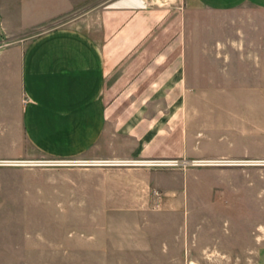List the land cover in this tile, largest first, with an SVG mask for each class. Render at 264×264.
<instances>
[{"label":"crops","instance_id":"obj_1","mask_svg":"<svg viewBox=\"0 0 264 264\" xmlns=\"http://www.w3.org/2000/svg\"><path fill=\"white\" fill-rule=\"evenodd\" d=\"M43 158L76 163H10ZM172 158L234 161L138 163ZM262 159L264 0H0V251L26 257L56 214L61 256L242 250L264 264V223L206 210L264 202V163H237ZM118 227L128 245L113 249Z\"/></svg>","mask_w":264,"mask_h":264},{"label":"rangeland","instance_id":"obj_2","mask_svg":"<svg viewBox=\"0 0 264 264\" xmlns=\"http://www.w3.org/2000/svg\"><path fill=\"white\" fill-rule=\"evenodd\" d=\"M115 0H111V3ZM157 0H154L156 2ZM170 3L180 4L181 0H169ZM45 159V160H44ZM16 161V160H15ZM42 161H47L46 158H43ZM231 161V160H230ZM234 161V160H232ZM264 163V159L262 160H239L237 163ZM261 177H263L261 175ZM239 179L243 180L244 177H240ZM207 214L211 217L216 218L221 215H233V214H254L255 220L258 223L257 227L261 226L264 223V202H249L248 200L242 198H233L229 202H224L223 199L214 198L212 201L206 204ZM86 214H76L74 223L76 225L75 229L78 231H85L86 226L83 225L86 221L84 217ZM55 217L56 214H47V231L45 230L43 224L41 227L40 224V216L39 214H33V231L37 233L42 230L43 233L47 232V242H43L41 244H35V248L31 252L26 253V257L23 252H8V251H0V264H99L103 262L98 257L97 252H89L88 250H79L69 253H64V256H61L59 252L57 253L55 250ZM70 220L65 219V224ZM208 227L219 226V224L212 222V220L207 219ZM42 223H44V219H42ZM243 223V224H242ZM223 226L232 228V224H223ZM240 226V225H239ZM246 229L248 225H245L244 222H241V229ZM64 229H70L64 226ZM129 230V229H128ZM126 229L124 227L113 228V243L112 247L119 249L120 247H124L128 245L124 240L126 239ZM141 240V238H138ZM243 246L246 245V240H241ZM141 246L146 248L150 247L151 244L144 242L138 243ZM42 247V249L39 248ZM15 254V255H14ZM143 254V253H142ZM184 252L180 251H171L164 252L161 254V261L167 264L168 259H172L175 263H180L181 260L185 257ZM108 257L105 260L107 264H131L134 261L126 260L122 257L121 251L113 250L108 253ZM142 257V256H141ZM159 256L153 250H146L142 257V262L144 264H156L155 259ZM188 257L193 260L195 264H252L254 253L240 250L239 252H220V251H209L207 253L200 254L199 251H192L188 254ZM159 259V258H158ZM145 260V261H143ZM160 261V262H161ZM191 263V264H194Z\"/></svg>","mask_w":264,"mask_h":264},{"label":"built area","instance_id":"obj_3","mask_svg":"<svg viewBox=\"0 0 264 264\" xmlns=\"http://www.w3.org/2000/svg\"><path fill=\"white\" fill-rule=\"evenodd\" d=\"M232 163L231 160H186V159H150L142 160L138 163L144 164L151 167H186L188 165H198L205 163ZM13 164H43V165H63V164H72L76 163L74 160H47L40 162H24L21 160L12 161Z\"/></svg>","mask_w":264,"mask_h":264}]
</instances>
